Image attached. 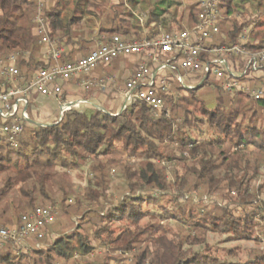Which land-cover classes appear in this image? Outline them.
Wrapping results in <instances>:
<instances>
[{
    "label": "trees",
    "instance_id": "16d2710c",
    "mask_svg": "<svg viewBox=\"0 0 264 264\" xmlns=\"http://www.w3.org/2000/svg\"><path fill=\"white\" fill-rule=\"evenodd\" d=\"M252 1L220 0V35L212 46L237 44L249 31L248 49H264V16L251 19ZM116 2L49 0L43 15L51 40L70 45L73 53L85 49L91 41L74 37L72 31L94 18L103 21L97 35L101 42L115 35L153 39L161 25H175L169 32L192 27L201 12L200 0L170 24L165 19L168 11L151 12L143 28L131 11L136 1ZM257 2L263 12L264 0ZM37 11V0H0V62L18 55L25 80L53 65L37 57ZM69 58L62 62H71ZM258 85L264 86V78L254 84ZM175 92L177 99L168 98L162 113L145 104L121 114L71 110L52 126L26 123L16 144L0 136V226H18L39 201L52 200L50 191L58 185L64 195V183L74 170L89 168L86 199L91 203L105 198L111 168L116 166H122L128 190L107 210L89 213L74 231L62 232L49 248L16 256L10 245L5 247L0 264H69L75 254L92 252L94 242L125 252L146 246L136 264H264V251L235 262L225 257L232 251L208 242L210 235L264 242V181L257 186L264 164V99L230 95L213 78L187 93L178 87ZM210 96L213 107L206 102ZM130 159L141 164L134 169L126 164ZM146 191L160 197L145 199ZM205 195L221 197L224 205L208 209ZM122 223L125 227H114Z\"/></svg>",
    "mask_w": 264,
    "mask_h": 264
},
{
    "label": "built area",
    "instance_id": "2783aa9c",
    "mask_svg": "<svg viewBox=\"0 0 264 264\" xmlns=\"http://www.w3.org/2000/svg\"><path fill=\"white\" fill-rule=\"evenodd\" d=\"M49 0H38L34 33L40 44L48 49L47 60L54 64L45 70L36 71L28 81L18 68V55L0 62V136H9L10 144H16L31 119L28 115L35 94L59 98L62 82L79 80L85 91L93 87L107 90L114 82L112 77L93 78L100 68L119 59L135 58L138 62L124 88L122 109L135 104H145L157 113L166 108L168 98L177 99L175 87L188 91V84L215 79L228 94L262 101L264 86H254L264 78V49L250 51V32L241 35L232 46H212L220 35V0H200L201 12L198 22L179 32L160 29L153 39L130 40L115 35L108 42H101L87 56L77 61L62 62L64 50L49 36L47 21L43 14ZM254 83V84H253ZM79 105L63 104L58 121L64 114ZM31 124V123H30ZM56 222L51 207H37L23 215L18 226H0V250L14 246V251H30L43 245L29 246L27 240L41 242L46 238V229Z\"/></svg>",
    "mask_w": 264,
    "mask_h": 264
},
{
    "label": "rangeland",
    "instance_id": "374dc122",
    "mask_svg": "<svg viewBox=\"0 0 264 264\" xmlns=\"http://www.w3.org/2000/svg\"><path fill=\"white\" fill-rule=\"evenodd\" d=\"M134 1H136V3H133V8L131 9V11L139 21V24L142 25V27L144 28L149 20V16L151 12L161 13L164 10L168 11L167 13H165V19L166 22H169L170 24L173 17H175V19L177 20H180L182 16L186 13L185 10L187 9V7H189L192 4H195L199 0H134ZM257 1L258 0H253L252 1L253 4L250 6L251 19L258 16L260 17L264 16V5L262 6L263 8L261 7L263 11L261 12L257 4L258 3ZM110 3L115 4L117 2L116 0H110ZM102 22H103L102 20L94 18V20L91 22L89 21L84 22L80 26V28L73 29L72 35L74 37L84 38L85 40L91 41L88 45H86L85 49L81 50L83 51V54L87 55L88 52L94 50L97 47V45L100 43V41L97 39L98 37L97 35ZM54 42L58 43L59 41L54 40ZM58 44L62 45L61 43ZM45 48H46L45 45L40 44L39 52L37 54L38 59L42 60L45 58L43 54ZM112 71H115V69H113ZM112 78L114 79V82L110 85V88L104 91L101 90L102 93H107L109 97L112 95L113 92L117 91L119 88L118 86L123 84L124 82V80L121 79L122 76H119V78L117 77L116 78L112 77ZM38 97H39L38 99H33L34 104L32 105L30 111H28V115L31 119L32 125L41 126V127L52 126L59 119L60 112L56 120H54L52 124L48 125L47 123H49L51 116H53V111L56 105L51 100L52 98L50 97H46V98L43 96H38ZM212 101L213 98L211 96L207 97L206 102L210 104L211 107L214 106V103ZM121 110H119L120 112L117 114L123 113ZM82 112L91 115L94 114L96 111L94 109L88 110V108H83ZM103 112L106 113L105 110ZM34 119H36L37 121L33 124ZM205 129L206 128H204V130ZM205 132L206 130L204 131V133ZM126 164L136 169L137 166L141 164V160L130 159L127 160ZM167 167H168L167 168L168 177L169 180L171 181L172 167L169 165ZM262 167L263 168L261 169L260 172L261 177L257 182V186L264 181V164ZM124 178L125 177L121 165L111 168L109 181H108L109 186L105 193V198L100 200V204H94L86 199L89 189V181L90 179H92L89 168L71 171L69 173V179L66 180V182L64 183L65 184L64 187L66 189L65 191L66 193L64 195L59 191L60 187L58 185L55 187L54 190L50 191V195L52 197L51 201H42V202L39 201V203L37 204V207H51L55 211V216H56L55 224L46 229V238L41 242L33 241V240H27L26 242L29 244V246H33V247H35L37 244L43 245V248H38V249L49 248L51 244H53L58 239L59 236H62V232L74 231L81 223L83 217L89 215V213L93 214L95 211H101L103 209L105 211L108 209L109 204H114L120 201V199H122L124 195H126V193L128 192ZM143 193H144L143 197H145V199H147L150 196L151 197L153 196L155 198L160 197V193L158 192L148 193L146 191ZM203 201L207 205L208 209H212L213 205L215 204L224 205V203L221 200V197L217 195H211V196L205 195ZM194 202L199 203V199L195 198ZM116 226L125 227V224L122 223V224L114 225V227ZM208 242L211 245H215L219 247L220 249L222 248L225 249L226 251H232V254L230 256H227V253L225 252V257L228 260H232L235 262L238 259L246 260L249 258L250 255H254L257 252L264 251V242L261 245H259L254 241H228L225 239L224 236L221 235H210L208 237ZM13 247L14 246L11 245V248L14 252ZM93 247L94 250L90 252L87 256H81V254H75L72 257V259L69 261V264H103V263L136 264L139 255L146 249V246L143 245L140 248H136L128 252H125L123 250L114 251L109 246L108 247L101 246L95 242L93 243ZM28 252L29 251L24 252L23 254L19 253L18 255L16 253L15 255L21 256Z\"/></svg>",
    "mask_w": 264,
    "mask_h": 264
},
{
    "label": "crops",
    "instance_id": "0c3cea01",
    "mask_svg": "<svg viewBox=\"0 0 264 264\" xmlns=\"http://www.w3.org/2000/svg\"><path fill=\"white\" fill-rule=\"evenodd\" d=\"M175 25H161L159 26V29L163 31H168ZM58 44L57 42H55ZM59 48L64 50L63 58L67 55H70V61H77L80 58H83L87 55H89L92 51L88 52L87 55L83 54V51L76 50L75 53H73V50L71 46H66L65 44L57 45ZM48 49L47 47L44 49L43 54L45 57V60H47L46 53ZM54 64V61H53ZM113 65L110 68L106 67H100L94 74L93 78L102 79L105 77H117L122 76V80H124L123 84L119 85L118 90L113 92L112 95L110 93V97L107 93H102L101 89L98 87H93L90 89V91H85L81 82L79 80H72L70 82H62L59 84L62 87V95L59 98H52L51 100L55 103V108L53 111V116H51L49 124H52L54 120H56L59 112L61 111V107L63 104H78L79 107L75 108L79 111H82L83 108L94 109L97 111H104L106 113H119L124 105V88L127 80L132 76L134 69L136 67L135 58H131L128 60H120L115 61L112 63ZM115 69V71H112ZM30 80V79H29ZM28 81V80H26ZM40 95L35 94L31 100V105L29 108V111L34 104L33 99H38ZM116 98V99H115ZM95 112V113H96ZM37 120L34 119L33 124ZM32 124V122H31Z\"/></svg>",
    "mask_w": 264,
    "mask_h": 264
},
{
    "label": "bare ground",
    "instance_id": "6f19581e",
    "mask_svg": "<svg viewBox=\"0 0 264 264\" xmlns=\"http://www.w3.org/2000/svg\"><path fill=\"white\" fill-rule=\"evenodd\" d=\"M37 2H38V0H37ZM47 30H49L48 29V26H47V28H46ZM203 84V82H192L191 84H188V89H195V88H197V87H199L200 85H202ZM263 99H264V97H263ZM128 109L129 108H125V109H122L121 111L122 112H125V111H128ZM3 137H5L6 138V140L10 143V137L9 136H3ZM15 252V254L17 253V255L20 253H24V252H27V251H14Z\"/></svg>",
    "mask_w": 264,
    "mask_h": 264
}]
</instances>
